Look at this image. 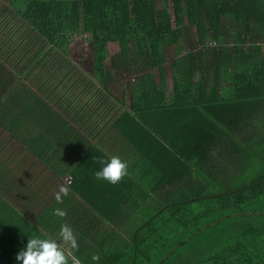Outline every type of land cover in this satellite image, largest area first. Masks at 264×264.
<instances>
[{"label": "trees", "instance_id": "16d2710c", "mask_svg": "<svg viewBox=\"0 0 264 264\" xmlns=\"http://www.w3.org/2000/svg\"><path fill=\"white\" fill-rule=\"evenodd\" d=\"M159 2L0 0V107L15 104L24 70L26 76L40 71L35 82L50 97L35 98L32 108L24 100L17 106L20 115L28 109L36 123L80 117L54 87L63 75L59 58L67 56L76 36L89 34L93 75L106 85L115 76L106 67L107 47L118 43L114 69L136 73L133 113L114 112L110 138L137 152L141 166L133 178L143 199L159 190L163 199L159 218L139 219L144 222L131 235L136 253L122 264L150 253L163 264H264V0ZM7 23L18 36L5 30ZM168 59L171 96L163 81ZM47 69L53 74L45 79ZM26 94L35 96L33 90ZM9 119L0 117V123L12 130L29 120ZM158 147L163 152L159 156L157 149L155 156ZM7 253L0 251V264H15Z\"/></svg>", "mask_w": 264, "mask_h": 264}, {"label": "crops", "instance_id": "0c3cea01", "mask_svg": "<svg viewBox=\"0 0 264 264\" xmlns=\"http://www.w3.org/2000/svg\"><path fill=\"white\" fill-rule=\"evenodd\" d=\"M167 64L163 71V81L167 95L171 96L173 74ZM60 70L63 75L58 78L64 81L60 83L58 79L53 83L56 85L54 87L69 97L68 108H73L80 117H44L42 123H36L37 119L33 118L36 116L28 109L24 115H20L17 106L24 105V100H29L26 104H30L29 108H32L34 106L31 104L37 103L35 98L50 97V94L40 92L39 84L35 82L40 71L26 76L27 71L24 70L19 81H22L21 85L28 86V89L20 85L15 92V104L8 102L5 107H0L1 121H10L9 117L29 119L26 122L28 125L13 130L0 123V251L9 249L7 254L15 257L27 238L45 234L55 237L60 225L67 223L72 227L79 245L74 255L80 260V264H122L127 256L128 261L136 253L131 235L136 233L137 226L143 224L144 221L139 219L159 218L163 205L160 190L150 192L143 199V192L137 189L138 186L141 187L133 178L135 171L141 166L140 163H135L137 152L127 142L123 143L114 136L110 138L112 132L109 128L115 119L112 117L114 112L119 114L127 110L133 113L131 87L134 80L128 83V88H124L123 83L120 84L118 97L102 93L105 87L114 83L116 76L105 85L95 79L92 67L90 74L92 80L96 81L94 84L81 73L83 68L81 70L80 66L72 65L67 68L63 65ZM78 70L81 72L73 74ZM56 73L58 74L57 70ZM153 73L157 82H160L158 70L154 69ZM50 74H53L51 69ZM67 79H72V88L63 86ZM32 90L35 96L27 98L26 93ZM97 95L101 96L94 102ZM52 98L50 100L55 103ZM9 105H14V108ZM27 106L29 105L26 108ZM107 113L109 114L106 115ZM105 138L108 141H104ZM99 146L103 148L100 153ZM157 149L160 156L162 147L153 148L152 154L157 156ZM112 155H118L128 162L127 175L115 184L98 180L94 176L101 167L100 159L107 160ZM67 176L73 177L69 184L63 181ZM62 184L69 187V193L58 204L54 194ZM54 208H62L66 215H54ZM160 220L163 222L164 219ZM224 223L227 228L232 224ZM232 226L237 227V224ZM163 227L164 231L170 233L173 230L175 236L181 233V228ZM87 231L90 232L89 235L86 234ZM202 233L206 237L212 232L208 230ZM92 254H97L99 259L92 261ZM161 258L158 254L150 253L149 258H136L127 264H163ZM3 264L12 263L9 260Z\"/></svg>", "mask_w": 264, "mask_h": 264}, {"label": "clouds", "instance_id": "9594fccd", "mask_svg": "<svg viewBox=\"0 0 264 264\" xmlns=\"http://www.w3.org/2000/svg\"><path fill=\"white\" fill-rule=\"evenodd\" d=\"M101 167L94 173L98 180H106L109 183H117L123 176L127 175L126 160L118 155H112L107 160L101 158ZM69 193V187L60 185L55 192L56 202L62 203L64 197ZM53 214L58 217L66 215L62 208H54ZM79 245L72 227L62 223L55 237L45 235H34L26 239V243L15 253V264H80V260L74 255ZM99 259L97 254L91 255L92 261Z\"/></svg>", "mask_w": 264, "mask_h": 264}, {"label": "rangeland", "instance_id": "374dc122", "mask_svg": "<svg viewBox=\"0 0 264 264\" xmlns=\"http://www.w3.org/2000/svg\"><path fill=\"white\" fill-rule=\"evenodd\" d=\"M161 2V0H159ZM18 2H22V0H18ZM159 2V3H160ZM5 5V4H3ZM2 10V8H0V11ZM15 21V20H14ZM16 22V21H15ZM4 30V28H3ZM6 31H8L11 34H15V36L17 35L16 32V27H13V24L7 23L6 24ZM1 34L0 33V38H1ZM14 41H16V39H11L9 42L8 46H14ZM108 58L106 59L105 63H106V67L108 69H112L114 70V74L116 76V79L114 81V83L109 84L107 87H105V91H102L103 94L107 93H111L113 94V96H118L120 95V89L121 86L120 84L123 83L124 84V88H128V83H130L132 80L135 79L136 73L132 70V71H128V70H119L116 71L113 67L112 64V60L113 57L120 51V45L118 43H113L110 42L108 44ZM4 51V49H2V52ZM14 57V56H13ZM170 59H168L167 61V65L170 66ZM58 63H62L60 65H64L68 67H71L72 65H76L81 67V70L83 68V72H81V70H78L77 72L73 73L76 74L78 72H81L86 78L90 79L94 84L96 83V81L92 80L91 78V71H92V65H93V60H92V47H91V40H90V35L87 33H82L79 34L78 36H76V38L73 40V42L69 45L68 48V53L67 56L61 57L58 60ZM52 67H57L56 65L52 66ZM75 69V68H74ZM50 75V71L49 69L46 70V75H45V79H47V75ZM59 79V78H57ZM72 79H67L66 83H64V87L65 88H72ZM64 80L60 81V83H62ZM71 91V90H70ZM72 92V91H71ZM90 93H88L89 95ZM101 95H97V97H94V102L98 101Z\"/></svg>", "mask_w": 264, "mask_h": 264}, {"label": "built area", "instance_id": "2783aa9c", "mask_svg": "<svg viewBox=\"0 0 264 264\" xmlns=\"http://www.w3.org/2000/svg\"><path fill=\"white\" fill-rule=\"evenodd\" d=\"M72 181V177L71 176H67V177H65L64 178V182H66V183H70Z\"/></svg>", "mask_w": 264, "mask_h": 264}]
</instances>
